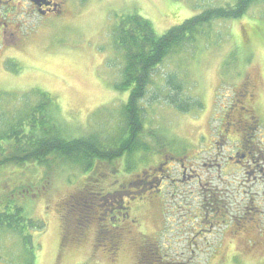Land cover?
I'll list each match as a JSON object with an SVG mask.
<instances>
[{
  "label": "rangeland",
  "instance_id": "1",
  "mask_svg": "<svg viewBox=\"0 0 264 264\" xmlns=\"http://www.w3.org/2000/svg\"><path fill=\"white\" fill-rule=\"evenodd\" d=\"M54 1L62 4V12L48 16L33 12L26 1L17 4L21 9L12 16L0 49V96H4L0 122L2 116L18 115L25 94L40 90L55 98L74 136L98 133L109 138L119 132L121 108L128 98L114 89L123 57L113 48L111 18L136 12L162 35L205 7L234 2ZM211 36L208 40L201 36L203 42L191 49L190 56H172L154 75L157 86L145 101V123L150 130L166 132L169 141L177 140L172 148L160 150L165 154L140 153L129 172L122 159L112 167L100 165L103 173L96 181L80 170L63 167L44 182L42 169L37 173L23 166H4L0 208L16 195L25 215L44 224L45 230L26 232L31 236L29 244L17 234L0 232V264H142L143 247L152 252L160 248L162 258L174 263L264 264V176L259 173L264 153L258 167L250 163L243 168L238 159H228L238 145L236 134L224 147L212 139L218 129L225 128L218 113L230 108L241 79L246 78L256 94L249 102V120L257 118L261 124L255 138L264 150L263 8H254L238 20L216 22ZM170 74L183 83V98L203 104L201 111L183 115L170 104L167 98L175 92L164 82ZM29 101L35 103L37 98ZM164 158L168 159L165 165ZM142 174L158 187L137 195L130 193L133 186L124 188ZM24 183L27 186L20 187ZM91 184L104 189L100 213L105 214L103 227L108 233L105 239L98 236L100 225L93 220L86 235L66 238L62 202L81 189L92 188ZM81 205L84 208L77 209L76 220L86 212L89 201L84 198ZM222 215L230 219L221 220ZM210 218L215 221L208 228ZM118 235L120 239L114 242ZM119 241L115 252L112 245Z\"/></svg>",
  "mask_w": 264,
  "mask_h": 264
},
{
  "label": "trees",
  "instance_id": "2",
  "mask_svg": "<svg viewBox=\"0 0 264 264\" xmlns=\"http://www.w3.org/2000/svg\"><path fill=\"white\" fill-rule=\"evenodd\" d=\"M258 7L263 8L264 14V0H234V2L221 6L205 7L203 11L194 14L184 20L182 24L172 27L162 35H157L151 22L136 12L120 14L115 19L112 17L114 24L110 27L112 28L113 48L123 57V63L119 68V80L115 83L114 89L120 94L128 95L121 108L119 132L112 138L102 137L98 133L74 136L69 130L55 98L46 92L34 90L32 93L24 95L25 100L22 108L20 112H16L18 115H12L10 118L2 116L1 122L4 123L0 124V173L2 174L5 170H3L4 166L7 165L23 166L25 171L33 169L37 170V173H39L38 169H42L44 171L43 181L47 182L49 178L53 177V173L64 167L80 170L89 179L96 181L98 177H102L103 168L100 165L112 167L114 162L122 159L123 164L127 165L126 170L128 171L131 169L130 163L140 153L165 154L160 150L167 147L172 148L170 145H176L177 140L170 139L169 141L167 139L169 135L166 132L167 136L162 132L150 130L145 123V101L148 99L151 88L157 86L154 85V75L172 56H190L188 53L191 49L194 50V46L198 42H203L201 36L207 40L210 39L212 37L211 30L216 22L241 19L250 10ZM164 82L175 92L167 99L179 113L189 115L203 109L204 106L201 102L189 100V97H182L183 83L177 79L176 75L170 74ZM248 82H250L248 79L242 78L237 88L236 98L230 108L222 109L221 113L217 112L220 115L214 114L219 116V118L217 116L218 121L225 128L218 129V136L212 139L218 147H224L226 142L234 141L232 136L229 139V134L226 131L230 129L232 133V130L241 127L240 131L236 133V138H238L236 150L240 148L242 150V147H251L252 155L258 158L264 153V150L257 143L258 136L255 138L248 129L259 125L256 124V120H249L250 99L245 97L244 91L248 90L247 87L245 88ZM2 97L4 96H0V99ZM31 97H36L37 101L31 103L29 101ZM5 99L8 98L5 97ZM228 124H232V127H229ZM257 128L259 130V127ZM178 145L180 146V144ZM227 164L230 165L229 162ZM144 176L145 174L138 176L135 181L128 183V186L124 188L128 190L133 186L134 190L130 193L135 195L143 192L149 194L150 189H156L158 185L152 186L148 181V176ZM72 180L70 179V181ZM101 182L102 180L97 186ZM29 183L33 184L32 180ZM26 184H20V187L25 188ZM97 186L92 185V188L81 189L62 202V211L65 214L62 220L66 238L76 236L77 239H80L88 232H86L87 225L94 220L97 222L96 224L100 225L98 236H103L102 239H105L104 236L108 233V230L103 227L105 214L100 213L104 189ZM17 198L16 195L13 198H8L6 205L0 208V232L7 233V235L17 234L22 237L23 242L29 244L31 236L26 232L29 230L43 231L45 226L26 216L23 207L17 203ZM84 198L89 201V206L85 207L86 212L79 220H76L75 212L82 206L81 201ZM118 203L122 204V202ZM209 206L213 207V204ZM82 207L84 208V206ZM128 208H126L127 211ZM212 209L218 211L215 207ZM224 218L230 219V217L222 215L221 220ZM211 220L215 221L214 218L207 220L210 222L208 228L214 225V221ZM204 225L205 222L199 226V231ZM112 233L114 234V232ZM117 239H120V235L114 237V242ZM119 243L120 241L116 245H112V247L115 246V252L119 250ZM162 253L160 248L159 251L152 252L143 247L139 253V260L141 259L142 264H183L165 261L162 258Z\"/></svg>",
  "mask_w": 264,
  "mask_h": 264
},
{
  "label": "flooded vegetation",
  "instance_id": "3",
  "mask_svg": "<svg viewBox=\"0 0 264 264\" xmlns=\"http://www.w3.org/2000/svg\"><path fill=\"white\" fill-rule=\"evenodd\" d=\"M21 1H26V4L28 5V7L33 12H36L38 14L43 13L44 14L43 16H48V15L53 14V13H60V12H62V8H63L61 3L56 2L54 0H45L47 3H50V6H48V7L45 6V5H42L41 7H38L31 0H21ZM27 1H28V3H27ZM17 4H19V0H0V49H1V46H2V43H3V38H4V35H5V32L8 30L9 26L12 25V23H9V22H12V20H13L12 16L15 14V12L19 8L21 9V7H19ZM3 17H5L6 19H2ZM246 87H247L248 90H244L245 93H246L245 97L249 98L250 102H252V99L256 96L255 91H254L255 90V86L250 81V82H248V85L247 84L245 85V88ZM252 120H256L257 121V119H255V118H252ZM256 124H259V121H257ZM260 125L261 124H259L258 126H255L254 128H252L253 130L250 127L248 128L250 130V132L253 133L254 137L258 133V128L257 127H259ZM228 126L232 127V124H228ZM240 128L241 127L237 128V129H234V131H236V133H237V132L240 131ZM245 130L247 131V127L245 128ZM234 131L232 130V133H231L230 129H228L226 131L229 134L228 135L229 139H230L231 135L236 134ZM240 149L239 150L235 149L234 150V152H235L234 155L232 157L230 156L228 159L230 161H234V160L238 159L237 163L241 164L242 165L241 167H243V168H245V167L248 168L249 167L248 165H250V163H253L252 165H255V167L259 166L258 162L260 161L261 158H263V155H261L258 158L253 156L252 155L253 151H252L251 147H242V150H240ZM248 159L251 160V162H249V164H248ZM229 160L227 161V163L229 162ZM245 161L247 163H244ZM165 164H166V159L164 161V165ZM260 167L261 168H260L259 173L264 176V167H262V166H260ZM159 171H160V173H163L162 169H160ZM155 172L158 173L157 170H155ZM251 172L254 173V171H251ZM251 172L249 171V173H251ZM165 177H166V175L163 176L162 179L165 178Z\"/></svg>",
  "mask_w": 264,
  "mask_h": 264
},
{
  "label": "water",
  "instance_id": "4",
  "mask_svg": "<svg viewBox=\"0 0 264 264\" xmlns=\"http://www.w3.org/2000/svg\"><path fill=\"white\" fill-rule=\"evenodd\" d=\"M35 5H37L38 7H41L42 5L45 6H50V3H47L45 0H31ZM42 16L44 15L43 13H40Z\"/></svg>",
  "mask_w": 264,
  "mask_h": 264
}]
</instances>
